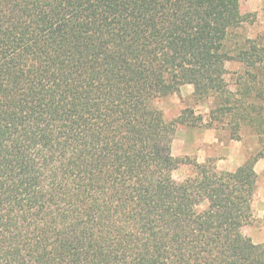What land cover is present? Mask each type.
<instances>
[{
	"label": "trees",
	"instance_id": "1",
	"mask_svg": "<svg viewBox=\"0 0 264 264\" xmlns=\"http://www.w3.org/2000/svg\"><path fill=\"white\" fill-rule=\"evenodd\" d=\"M255 21L245 0H0V264H264L242 233L264 106H221L260 149L210 176L165 151L185 121L154 105L183 85L230 102L231 61L257 82L264 45L229 46Z\"/></svg>",
	"mask_w": 264,
	"mask_h": 264
},
{
	"label": "rangeland",
	"instance_id": "2",
	"mask_svg": "<svg viewBox=\"0 0 264 264\" xmlns=\"http://www.w3.org/2000/svg\"><path fill=\"white\" fill-rule=\"evenodd\" d=\"M245 4L255 14L256 21L238 32L240 38L230 39L231 50L235 49L237 40H248L260 47L264 45V0H245ZM258 67L264 68V61L259 62ZM225 68V88L234 93V96L228 95L230 102L226 101L225 96L197 101L192 97L193 88L190 85L180 87L178 94L158 96L154 100L155 107L162 112L166 123L177 118L185 121L165 135V151L172 157L187 158L188 162L205 165L210 176L233 172L260 149L259 136L254 127L233 112L223 115L219 109L221 106L236 105L240 101L256 107L264 106V76L259 75L258 81L254 82L247 75L250 68L235 61L227 62ZM248 90V97H241ZM254 173L257 188L252 218L242 233L253 243L264 245V158L255 163ZM193 174V166L187 164L174 171L172 178L175 182H182Z\"/></svg>",
	"mask_w": 264,
	"mask_h": 264
}]
</instances>
